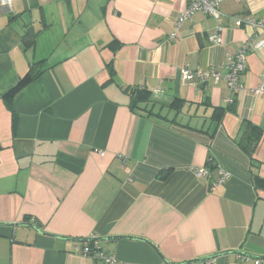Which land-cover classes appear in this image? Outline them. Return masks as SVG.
<instances>
[{
  "label": "crops",
  "instance_id": "1",
  "mask_svg": "<svg viewBox=\"0 0 264 264\" xmlns=\"http://www.w3.org/2000/svg\"><path fill=\"white\" fill-rule=\"evenodd\" d=\"M186 7L0 6V264H103L83 255L94 245L110 264L264 257V98L250 92L264 85V50L247 54L238 93L180 76L224 73L250 35L234 19L264 20V0H227L217 19L196 12L175 31ZM218 169L230 178L215 186ZM241 258L194 264H264Z\"/></svg>",
  "mask_w": 264,
  "mask_h": 264
},
{
  "label": "built area",
  "instance_id": "2",
  "mask_svg": "<svg viewBox=\"0 0 264 264\" xmlns=\"http://www.w3.org/2000/svg\"><path fill=\"white\" fill-rule=\"evenodd\" d=\"M13 1L14 0H0V6L10 9ZM225 1L227 0H187L186 9L179 15L175 22V31L181 29L183 24L187 22L196 12H202L217 19L220 15L219 6ZM234 25L238 28L243 27L250 30V35L235 53L227 54L225 72L197 71L196 73H193L188 68L183 67L180 70L181 81L183 83H190L192 85L193 78L197 77L202 83H207L208 80H212L214 83L224 82L228 90L233 93H238L242 90L240 77L246 70L247 54L252 52L260 53L264 50V20H255L253 18H235ZM223 30V27L217 26L215 33L208 36V43L220 44L222 42L220 34ZM153 92H155V90H153ZM250 92L258 97L264 98V85L251 89ZM225 103L231 104L232 100L226 99ZM100 155H103V153L101 152ZM217 174L218 178L213 183L215 186L225 183L230 178V173L223 169H218ZM196 175L198 177H209V172L206 169H199L196 172ZM30 222L35 223V220L31 219ZM83 255L89 257L93 261H99L103 264H110L115 260L113 255L104 253L97 247V245L92 246V248H86L83 251ZM241 259L245 261L249 260V258L246 257H242ZM257 263L258 261H255V264Z\"/></svg>",
  "mask_w": 264,
  "mask_h": 264
},
{
  "label": "water",
  "instance_id": "3",
  "mask_svg": "<svg viewBox=\"0 0 264 264\" xmlns=\"http://www.w3.org/2000/svg\"><path fill=\"white\" fill-rule=\"evenodd\" d=\"M15 226L16 227H28V228H31V229H33L34 231H36V232H38L40 234H46V233L40 231L37 227H35V225L18 224V225H15ZM52 236L55 237V238H59V239H65V240L73 242V243L102 242V241L113 239V238H96V237H94V238L87 239V240H77V239H69V238H64V237H58V236H54V235H52ZM228 254H237L238 256H242V257H246V258H253V259H257V258L264 259V257H256V256H253V255L246 254V253H244L242 251H229V252L219 253V254L214 255L212 257L201 258V259L188 261V262H184V263H179V264H194V263H197V262H206V261L212 260L213 258H216L218 256L228 255ZM165 263H167V262H165ZM167 264H169V263H167Z\"/></svg>",
  "mask_w": 264,
  "mask_h": 264
},
{
  "label": "trees",
  "instance_id": "4",
  "mask_svg": "<svg viewBox=\"0 0 264 264\" xmlns=\"http://www.w3.org/2000/svg\"><path fill=\"white\" fill-rule=\"evenodd\" d=\"M25 83V81L24 80H21L14 88H12L6 95H5V97L6 98H8V99H12L13 98V96H14V94L21 88V86L23 85ZM133 94H134V97H133V99H134V102L136 103V102H138L139 100H141V101H143V100H148V93H145V96H143V97H140V94L141 93H135V92H133ZM230 105V104H229ZM232 106V105H231ZM217 111V110H216ZM92 243V242H91Z\"/></svg>",
  "mask_w": 264,
  "mask_h": 264
}]
</instances>
